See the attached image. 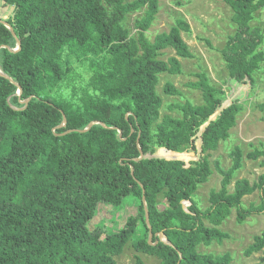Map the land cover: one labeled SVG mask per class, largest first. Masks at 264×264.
<instances>
[{
    "label": "trees",
    "instance_id": "1",
    "mask_svg": "<svg viewBox=\"0 0 264 264\" xmlns=\"http://www.w3.org/2000/svg\"><path fill=\"white\" fill-rule=\"evenodd\" d=\"M0 2L10 9L0 20L15 32L0 23V70L8 77L0 74V264H117L127 246L136 264H145L141 254L159 264H231L229 254H201L198 247L229 238L219 226L233 208L240 223L246 219L242 198L258 188L264 196V176L253 185L239 180L228 192L241 168L237 147L209 209L197 207L196 191L213 173L211 152L230 138L244 106L223 107L225 90L204 75L190 85L202 92L201 105L172 104L180 116L161 115L160 76L182 73L177 58L161 59L164 50L194 57L181 37L190 32L187 21L150 40L159 0ZM225 2L236 31L222 58L231 80L253 88L264 64V33L251 22L264 0ZM164 93L180 95L171 83ZM191 151L198 158L185 163ZM143 191L152 233L163 231L171 245L157 236L149 244ZM101 205L111 217L93 224ZM130 206L136 212L119 214ZM118 221L124 224L115 228ZM259 251L264 231L247 254Z\"/></svg>",
    "mask_w": 264,
    "mask_h": 264
},
{
    "label": "rangeland",
    "instance_id": "2",
    "mask_svg": "<svg viewBox=\"0 0 264 264\" xmlns=\"http://www.w3.org/2000/svg\"><path fill=\"white\" fill-rule=\"evenodd\" d=\"M179 3V5H178ZM10 13V9L4 7L0 2V18ZM139 13L130 16L128 25L132 26L133 18ZM178 19H184L190 26V32L181 31V37L193 54V58H181L176 55L172 48L163 52L161 59L169 60L171 57L178 59L182 73L179 75L162 74L158 85V93L163 99L161 115L180 116V112L172 110V104H184L191 102L193 105L203 103L202 92L190 87L192 83L199 82L205 75L208 82L217 89H224L227 99L223 107L240 102L244 110L238 117L236 126L230 131L231 136L226 141H221L216 151L211 152L210 162L213 170L208 181L202 184L195 194L197 207L205 212L209 209L210 193L219 191L222 186L223 174L220 170L227 172L233 166L231 153L238 147L242 152L241 168L236 170L228 185V192L235 190L236 182L246 179L251 185L259 184L260 178L264 176V156L257 159H248L250 152L264 151V64L261 70L254 74L253 88L248 84H239L230 79L227 65L222 58V50L227 44L228 38L232 36L236 27L232 22V10L225 0H159V9L156 19L148 32V37L153 40L162 32H169L176 25ZM252 26H258L264 33V8L254 13ZM264 50V44L262 46ZM171 83L180 95H166L164 87ZM230 101V102H229ZM200 141L197 140L196 144ZM159 151V150H158ZM157 151V152H158ZM192 155L185 163L197 160L196 152H184ZM182 160V159H179ZM264 188V185H263ZM262 189H256L253 193L242 198L241 210L248 212L246 219L238 221V209L233 208L230 216L219 226V229L229 235L222 243L212 242L210 246L200 245L198 252L201 254L222 256L229 254L231 264H264L261 258L263 251L247 254L249 248L254 244L255 237L262 235L264 231V213L261 211L263 203ZM184 207L189 209L191 203L184 201ZM136 212L133 206L119 214ZM111 213L101 205L99 214L94 218L93 224L106 221ZM206 226L214 227L209 220H203ZM124 223L118 221L115 228H120ZM165 239V238H163ZM166 240V239H165ZM135 251L127 246L124 253L116 258L117 264H136ZM145 264H159L156 257L141 254Z\"/></svg>",
    "mask_w": 264,
    "mask_h": 264
},
{
    "label": "water",
    "instance_id": "3",
    "mask_svg": "<svg viewBox=\"0 0 264 264\" xmlns=\"http://www.w3.org/2000/svg\"><path fill=\"white\" fill-rule=\"evenodd\" d=\"M0 23H2V24H4L9 30H11V32H12V34L15 36V32L13 31V29L9 26V24L7 23V22H5V21H1L0 20ZM20 48H21V43H20V41L19 40H17V47L14 49V50H12V51H14V52H17V51H19L20 50ZM0 74L1 75H3L4 77H6V78H8L1 70H0ZM18 93L20 94L21 93V89H19V91H18ZM25 102H27V101H25ZM25 102H23V103H25ZM215 116H213L211 119H213ZM97 122H92L90 125H89V127L87 128V129H85L84 131H87L88 129H90L94 124H96ZM208 124V123H207ZM207 124H205V126L207 125ZM204 127V126H203ZM203 127L201 128V130H203ZM119 135H120V137L122 138V134H121V132L119 131ZM200 150V149H199ZM145 157V155L143 154V153H141V155H140V157L139 158H137L136 160H141V159H143ZM176 159V158H175ZM170 160V159H169ZM179 160V159H178ZM132 174H133V170H132ZM143 202H144V205H145V211H146V223H147V225H148V227H149V244L150 245H155V244H157V241L155 242V243H153L152 242V240H153V238L155 237V236H157L158 238H159V240L160 241H162V242H164V243H166V244H168V245H171V243L167 240V238L165 237V235H164V232L163 231H161V232H159V233H157V234H154V233H152V231H151V226H150V219H149V212H148V209H147V206H146V197H145V194H144V191H143ZM183 208H184V210L186 211V212H188V213H190L189 212V210L188 209H186L185 207H184V204H183ZM163 238H165V239H163Z\"/></svg>",
    "mask_w": 264,
    "mask_h": 264
},
{
    "label": "crops",
    "instance_id": "4",
    "mask_svg": "<svg viewBox=\"0 0 264 264\" xmlns=\"http://www.w3.org/2000/svg\"><path fill=\"white\" fill-rule=\"evenodd\" d=\"M189 202V201H188ZM183 203H184V201H183Z\"/></svg>",
    "mask_w": 264,
    "mask_h": 264
}]
</instances>
